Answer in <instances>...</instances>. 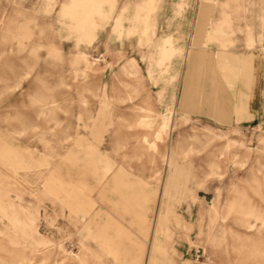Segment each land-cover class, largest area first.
<instances>
[{
	"label": "rangeland",
	"instance_id": "1",
	"mask_svg": "<svg viewBox=\"0 0 264 264\" xmlns=\"http://www.w3.org/2000/svg\"><path fill=\"white\" fill-rule=\"evenodd\" d=\"M209 12L256 46L264 0H0V264H264V118L179 104Z\"/></svg>",
	"mask_w": 264,
	"mask_h": 264
},
{
	"label": "crops",
	"instance_id": "2",
	"mask_svg": "<svg viewBox=\"0 0 264 264\" xmlns=\"http://www.w3.org/2000/svg\"><path fill=\"white\" fill-rule=\"evenodd\" d=\"M210 17V12L201 14L198 20H205L207 29L192 34L194 56L182 82L180 108L198 116H211L218 123L248 120L250 116L264 118V23L255 21L253 26L256 46L247 47L243 35L238 47L228 43L221 46L210 40L215 30ZM200 33L209 37L203 44Z\"/></svg>",
	"mask_w": 264,
	"mask_h": 264
}]
</instances>
